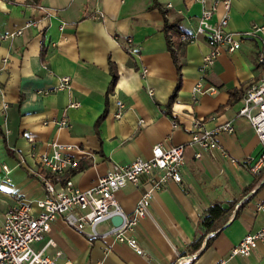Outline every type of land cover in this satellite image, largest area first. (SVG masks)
I'll list each match as a JSON object with an SVG mask.
<instances>
[{"label":"crops","instance_id":"obj_1","mask_svg":"<svg viewBox=\"0 0 264 264\" xmlns=\"http://www.w3.org/2000/svg\"><path fill=\"white\" fill-rule=\"evenodd\" d=\"M37 2L47 11L27 0H0V34L23 29L13 39H0V222L16 196L32 201L44 196L35 170L42 169L38 157L51 151L54 141L83 149L78 156L84 168L68 173L81 189L96 185L114 162L149 158L155 144H184L183 180L157 190L151 215L137 226L146 255L113 236L91 238L61 216L36 248L51 238L54 245L47 252L62 250L73 264H215L223 257H229L228 264H264L263 247L248 256L230 255L245 234L264 225V213L256 208L264 201V163L255 166L263 146L251 123L238 116L246 88L263 73L258 41L244 37L240 48L224 50L205 68L207 39L199 36L185 43L184 53L180 55L181 49L178 54L182 86L168 113L178 70L162 25L166 17L179 20L186 31L195 30L202 12L198 0ZM226 13L221 4L213 22ZM228 17L232 31L264 26V0H232ZM29 20L39 21L26 27ZM109 56L118 78L107 94L112 80ZM61 76L71 78L69 88H57ZM198 83L200 91L195 90ZM119 100L124 112L117 118ZM104 111L97 133L95 123ZM63 118L67 126L59 125ZM228 121L234 131L218 136L226 155H212L193 140L198 122L211 130ZM3 164L11 169L8 175ZM147 187L143 176L140 184L127 182L118 190L125 212L134 210ZM216 201L231 207L227 221L209 231L194 251L192 241L204 230L200 218ZM101 224L104 229L99 231L104 232L112 222Z\"/></svg>","mask_w":264,"mask_h":264},{"label":"built area","instance_id":"obj_2","mask_svg":"<svg viewBox=\"0 0 264 264\" xmlns=\"http://www.w3.org/2000/svg\"><path fill=\"white\" fill-rule=\"evenodd\" d=\"M33 5H38L42 10L47 8L38 4L37 0H27ZM202 6L201 15L195 30L182 32L181 40L184 43L195 41L199 36H204L210 46L209 52L204 56L203 68L212 64L224 51L233 52L240 48L244 37H253L258 41V62L263 68L262 76L253 81L245 91L238 110V116L245 117L253 126L263 150L258 162L264 163V26L253 24L245 31H232L229 29L228 12L232 0H198ZM224 5L227 13L217 22L213 17L220 5ZM101 16V15H100ZM39 20H29L27 26ZM23 32L22 28L0 34V39H13ZM131 38L128 39L130 43ZM178 55L180 49L175 47ZM47 68V65L44 64ZM146 71V68H143ZM70 77L61 76L57 88H69ZM200 91L201 84L195 88ZM4 89L0 85V95ZM4 102L3 107L7 108ZM124 112L123 101H118L115 117L119 118ZM60 126H67L68 120H59ZM233 132L232 121L225 122L211 130L200 128L196 124L193 140L200 147L212 155L219 152L226 155V150L219 141V133ZM51 151L42 152L38 159L41 170H35L42 187L44 196L35 201L16 196L15 203L5 212L0 222V264H73L65 259L62 250L53 254L47 248L54 245L49 238L41 248L34 246L46 238L52 230V222L61 216L73 228L91 238L113 236L114 240L129 245L135 252L146 255L136 235L139 221L151 215V204L154 193L165 187L169 181L181 182L183 168L186 164L185 145L163 143L152 147L149 158H136L131 162H114L107 172L102 175L96 185L88 189H81L74 183L69 172L78 168V154L83 149L77 144H63L57 141L51 143ZM196 157H201V152H196ZM6 175L11 172L8 165L3 164ZM146 177L148 187L139 197L132 212H125L117 199L116 193L127 182L140 184L142 177ZM8 180L10 178L8 177ZM256 208L264 213V201L258 202ZM114 215H122V223L112 224L111 227L100 232L98 226L106 221L111 222ZM264 248V225L255 232H248L232 247L230 255L248 256L258 248ZM229 257H223L215 264H228Z\"/></svg>","mask_w":264,"mask_h":264},{"label":"trees","instance_id":"obj_3","mask_svg":"<svg viewBox=\"0 0 264 264\" xmlns=\"http://www.w3.org/2000/svg\"><path fill=\"white\" fill-rule=\"evenodd\" d=\"M163 13L166 14L167 13L166 10H164ZM162 30L164 31V33L166 35L167 46L170 49V51L172 52L174 62L176 64V67L178 70V81H177L176 87L173 90V92L169 98V101L167 103V106H166L167 112L171 113L170 109H171L174 101L177 98L178 91H179L180 87L182 86V65H183V61L181 59V56L177 55L176 52L174 51V49H175V47H178L180 50L182 49L180 55L184 53L185 43L181 40V34H182V32H191V31H186L183 28V26L179 20L170 21L166 17L164 18ZM108 62H109V69H110V72L112 74V80L109 84L107 94H109V92H111L114 89L115 83H116L117 78H118V69H117L116 62L113 61L111 56H109ZM220 86L222 87V85H220ZM228 90L232 95H234L236 93L235 89L230 88ZM105 115H106V111H104L96 120L95 129H96L97 133L99 132V129H98L99 125L101 124ZM83 168H84V165L82 164L81 160L79 159L78 168H76L74 170V173L80 171ZM230 209H231V207L226 208L221 201H216L211 206H209V208L206 210L205 214L202 215V217L200 218V221H199V227L204 229L203 233L200 236L196 237L192 241V247H193L192 249L194 251L199 249L203 238L207 235V233L209 231L218 230L227 221L228 213H229ZM216 234L217 233H215V235ZM213 235H211L208 238L207 245L210 244L211 238L213 237Z\"/></svg>","mask_w":264,"mask_h":264},{"label":"water","instance_id":"obj_4","mask_svg":"<svg viewBox=\"0 0 264 264\" xmlns=\"http://www.w3.org/2000/svg\"><path fill=\"white\" fill-rule=\"evenodd\" d=\"M122 215H114L112 218H111V222L112 224L114 225H118V224H121L122 223Z\"/></svg>","mask_w":264,"mask_h":264},{"label":"rangeland","instance_id":"obj_5","mask_svg":"<svg viewBox=\"0 0 264 264\" xmlns=\"http://www.w3.org/2000/svg\"><path fill=\"white\" fill-rule=\"evenodd\" d=\"M104 224H105V223H104ZM104 224H100V225L98 226V229H99V230H100V229H101V230L104 229V228H103V227H104ZM43 241H44V240H41L40 242H43ZM36 245H37V243L35 242L34 246L37 247Z\"/></svg>","mask_w":264,"mask_h":264}]
</instances>
